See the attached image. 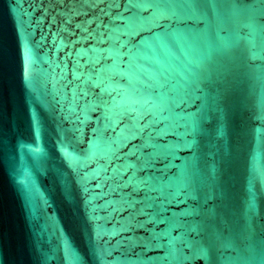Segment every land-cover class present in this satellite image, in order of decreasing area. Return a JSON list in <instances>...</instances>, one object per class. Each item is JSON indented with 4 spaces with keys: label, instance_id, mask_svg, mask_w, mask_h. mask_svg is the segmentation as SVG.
<instances>
[{
    "label": "water",
    "instance_id": "water-1",
    "mask_svg": "<svg viewBox=\"0 0 264 264\" xmlns=\"http://www.w3.org/2000/svg\"><path fill=\"white\" fill-rule=\"evenodd\" d=\"M0 264H264V0H0Z\"/></svg>",
    "mask_w": 264,
    "mask_h": 264
}]
</instances>
